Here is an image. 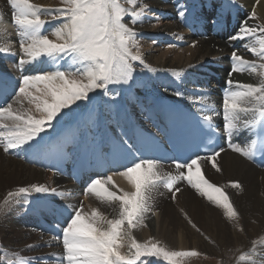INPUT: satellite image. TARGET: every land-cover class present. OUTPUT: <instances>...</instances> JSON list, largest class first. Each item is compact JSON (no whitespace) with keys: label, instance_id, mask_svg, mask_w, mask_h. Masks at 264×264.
Returning <instances> with one entry per match:
<instances>
[{"label":"bare ground","instance_id":"bare-ground-1","mask_svg":"<svg viewBox=\"0 0 264 264\" xmlns=\"http://www.w3.org/2000/svg\"><path fill=\"white\" fill-rule=\"evenodd\" d=\"M33 2L52 8L59 7L54 0H33ZM124 3L128 6L126 2ZM139 3H147L152 11L145 16L142 23L130 26L135 27L140 37L137 39L140 53L146 63L156 71L140 69L137 66L139 62H133L135 72L128 84L109 85L107 94L103 90H96L89 94L88 100L74 105L71 111L64 110L61 118L53 121V127L41 134L38 145L8 153H5L3 146L0 145V182L6 186L0 188V202L5 199L8 192H14L19 187L31 184H44L49 188L57 189L58 193H63L57 195L51 192H33L27 197L29 202L27 205L23 203V198H20L17 203L0 211V231H15L17 235L21 232L29 245H34L30 249L25 246L20 248L17 245L16 247L1 245L3 248H0V256L15 260L16 256L12 254L16 253L33 258L32 264L37 261L39 264H61L59 257L63 254V247L59 243L62 241H56L54 236L49 237L44 234L47 232L45 227L41 228L39 222L32 221L34 201H40L37 209H40V206L44 209L46 206L57 211V206H62L64 209L68 205L79 207L78 199L73 194H80L79 197L81 196L86 203L84 211L90 213L96 208L109 218L117 215L118 208L115 203L110 205L101 202L94 194L85 195L86 185H77L64 179L39 162L41 152L48 149L57 139L64 137L65 142L79 143L85 140L90 142L97 136L106 139L109 132H114L126 140L133 131L132 127L135 126L155 132V123L162 119L159 100L167 97L186 104L196 112L208 114L209 108L214 109L217 113L214 120L223 127V98L219 90L215 89L210 96L205 84L196 83V75L210 73L215 67H220V73H223L226 68L232 66L228 56H231L234 49L246 59L260 62L259 58L245 47L246 43L248 47L252 46V39L247 41H230L229 37L224 39L220 36V28L228 29L230 32L228 36L234 35L241 23L248 20L253 10L256 12V19L248 21L249 24H264V0H259L258 3L257 0H138V5ZM214 3L217 5L214 6ZM185 5L188 13L186 18H181L178 16V11ZM11 13L12 9L7 0H0V29H7L14 41L9 45L10 53H0V78L19 81L21 78L19 71L8 72L5 68L14 65L18 56L12 53L19 51V37L16 35V26ZM152 13L167 15L173 19L171 22L159 21L157 24L149 25L146 18ZM59 23L57 20H52L46 25L45 34L50 35ZM193 23H198L201 28L204 26L213 28L210 30L214 33L213 36L204 38L203 35H197L196 29L191 33L189 26ZM50 38L53 37L50 35ZM167 38L172 39L170 44L174 45L173 47L169 48V44H165ZM150 40L151 42H148ZM6 43H8L7 39L0 36V45ZM160 46H164L161 51ZM149 48L150 50L156 48L159 52L154 53L152 50L144 53ZM132 51L135 52L136 48ZM60 63L65 64V61L62 60ZM23 67L24 74H30L31 71L54 70L49 66L48 61ZM173 69L183 71L180 75H174ZM160 74L176 79V88L169 93L164 92ZM193 74L195 76H192ZM239 75L238 78L247 83H257L259 80L258 75L247 71ZM213 79L219 84L218 78L213 77ZM187 84L193 86L190 88ZM178 91L182 95L177 96L175 93ZM214 92H218V97ZM198 96L202 97L200 102L196 101ZM211 98L215 99V104L210 102ZM23 107L30 108L34 114L39 115L34 105H29L27 101L23 102ZM239 133L242 135L236 139L237 146L243 147L249 139V131L241 129L234 135H240ZM30 162L33 165H30ZM216 162L221 171L217 172L211 162L205 160L202 162V172L211 183L225 189L239 214L238 217L229 218L225 215L226 210L223 207L209 201L186 181H181L176 185L181 191L176 193L175 199L172 197V192L164 186H159L151 193L152 199L149 201L151 210L145 214L143 225L133 229L132 233L139 241L151 237L170 250H195L205 253L217 259L219 264H264V243L261 242L264 241V168H257L247 158L233 150L223 151L220 157L216 158ZM161 170L164 173L174 172L175 166L162 165ZM111 175L114 186L109 185V187L113 191L120 189L134 191L133 186L124 177L114 173ZM230 181H238L241 187L232 188ZM23 204L26 206L25 213L30 215L26 216L25 213L22 215ZM46 211L47 217L52 220L49 210ZM57 212L59 214V210ZM41 219L44 223H48L43 216ZM55 225L60 227L57 223ZM47 233L50 235L49 232ZM6 241L10 242L12 238L8 237ZM253 241H256L254 251ZM121 251L127 253V242ZM241 253H248L250 258L240 261ZM0 264L5 262L0 261ZM151 264H167V262L152 260Z\"/></svg>","mask_w":264,"mask_h":264},{"label":"snow or ice","instance_id":"snow-or-ice-1","mask_svg":"<svg viewBox=\"0 0 264 264\" xmlns=\"http://www.w3.org/2000/svg\"><path fill=\"white\" fill-rule=\"evenodd\" d=\"M259 0H257V3ZM12 9V20L19 37V51L12 53L18 56L20 65H33L48 61L54 70L35 71L23 74L19 80L18 90L11 101L7 98L0 102V145L3 151H19L39 144L41 134L53 127V121L61 118L64 110H72L80 101L88 100L89 94L96 90L109 91V85L128 84L133 79L135 65L139 62L143 68L156 71L146 63L139 51L138 32L130 26L142 23L152 10L147 3L138 0H62L61 7H48L33 0H7ZM188 8L185 5L178 11V16L186 18ZM128 22H125V20ZM256 19L253 10L248 20L241 23L238 31L229 37L230 41L253 40L251 47H245L257 60H248L234 49L229 86L223 95V131L229 139L241 129L248 130L256 139L249 137L245 146L229 144L233 151L251 160L256 151H264V24H249ZM52 20L60 23L49 34H45L46 25ZM213 23H216L213 21ZM0 36L8 43L0 45V53L11 52L10 44L14 43L7 29H0ZM182 39V37H180ZM155 43V41H153ZM174 45L169 44L171 48ZM194 46V45H193ZM136 48L133 52L132 49ZM65 64H61V61ZM174 75L183 70L173 69ZM256 74L257 83H244L232 79L233 73ZM177 96L181 92L175 93ZM202 97H196L200 102ZM34 105L36 115L30 108H24L23 102ZM20 105V107H14ZM214 109L200 119L207 124L211 132H215ZM10 121V123H6ZM223 148L214 150L210 155H196L186 162L173 160L174 172L164 173L162 162L158 159L136 157L125 166L123 171L114 173L124 177L134 191L122 189L113 191L112 175H100L90 180L84 194H94L101 202L115 203L117 215L109 218L99 209L84 211L81 202L79 207L68 205L64 211L67 216L59 228L63 254L59 257L61 264H151L152 260H163L167 264H183V258L197 256L195 250H169L160 241L149 238L139 241L132 230L144 223V217L151 210L149 201L151 193L159 186L172 192L173 199L181 189L176 187L186 181L193 189L217 206L223 207L229 218L238 217L228 193L224 188L211 183L202 172V162L210 161L217 172L221 171L216 158L220 157ZM232 188H240L238 181H230ZM58 193L57 189L44 184H31L8 192L0 202V211L10 207L23 198L27 205V197L32 193ZM191 222V221H189ZM195 227V225H193ZM127 242L128 251L121 248ZM264 243V241H261ZM256 241H253V251ZM29 249L34 245H27ZM16 259L0 256L5 264H32V259L13 253ZM248 253L239 255L240 261L249 259ZM39 264V261H37Z\"/></svg>","mask_w":264,"mask_h":264},{"label":"rangeland","instance_id":"rangeland-1","mask_svg":"<svg viewBox=\"0 0 264 264\" xmlns=\"http://www.w3.org/2000/svg\"><path fill=\"white\" fill-rule=\"evenodd\" d=\"M55 1V4H57L59 7H61V6H63L62 5V0H54ZM124 2H126V0H121V3H124ZM125 4V3H124ZM217 4L216 3H214V6H216ZM173 18H171V17H169V16H167V15H165V16H162L161 14H157V15H153V13H152V15L151 16H149V17H147L146 18V22L149 24V25H154V24H157V22H161V23H164V22H171V20H172ZM125 22H128V20L126 19L125 20ZM131 25V24H130ZM206 28H208V27H206ZM213 34L214 33H212L210 30H209V37H211V36H213ZM140 37H139V35L137 36V39H139ZM171 41H172V39L171 38H167L166 40H165V44H170L171 43ZM148 42H151V40L150 41H148ZM140 45V44H139ZM163 47L164 46H160V51L163 49ZM153 50V52L154 53H158L159 52V50L158 49H156V48H153L152 49ZM152 50H150V48L148 49V50H145V52L144 53H146L147 51H150V52H152ZM16 60H18V59H16ZM16 60H15V63H14V65L16 64ZM12 63V62H11ZM13 65V66H14ZM17 65V64H16ZM13 66H11V65H9V66H7V67H5L6 68V70L9 72V71H19V75L21 74V71H23L24 69V65H19V68H16V67H13ZM137 66H138V68L140 67V69H144L143 68V66L142 65H140V64H137ZM203 66V65H202ZM21 67H22V69H21ZM230 67H232V66H230ZM230 67H228V69L226 68H224L225 69V71H223V73H220V71H221V68L220 67H215V68H213L211 71L212 72H210V73H202V74H198V75H196V77H195V80H196V83H198V84H204V82L206 81V80H211V82L206 86V88H208L209 89V94H210V96L211 95H213V91H215V89H217V90H219V92H220V89H219V85H223L220 81H221V79H218V81H219V84L217 83L216 84V81H215V79H213V77H214V73L216 72V73H219L221 76H223L224 78H226V79H229V75H227V74H229V72L231 71V69H230ZM34 72L33 71H31L30 72V74H33ZM234 74H236V75H234ZM240 73H233V76H232V79L233 80H235V81H241V82H244V83H247V82H245V81H243V80H241L240 78H238L240 75H239ZM241 74H244V73H241ZM23 75V74H22ZM192 76H195V74H193ZM161 78H162V80H161ZM237 79V80H236ZM162 81V82H161ZM214 81V82H213ZM160 82H161V84H162V90L164 91V92H167V93H169L170 91H172V89H175L176 88V79H173V77H171V76H166V75H162V74H160ZM193 84H195V83H193ZM193 84H187V86H189L190 88H191V86H193ZM214 94L218 97V92H214ZM220 94V93H219ZM210 102L211 103H213V104H215V99H213V98H211L210 99ZM207 104H208V102H206ZM14 107H17V105H14ZM29 164V163H28ZM30 165H33V163H31L30 162ZM4 187H6V186H4L1 182H0V188H4ZM1 191V190H0ZM77 199H78V202H79V205L81 204V202L83 203V205L84 206H86L85 204V200L80 196H78L77 197ZM40 201L38 200V201H34L33 202V206H34V209H33V211H32V215H33V217H32V221H35L36 223H38L39 222V224H40V218H38V217H40V215L38 214V213H40V214H42V216H43V218L46 220V222H48L46 225H48L49 227H52L53 228V230L54 231H56V229H59V226H56L55 225V223H54V221H53V217L51 216V211H53V210H49V214H50V216L52 217V220H50L48 217H47V215H46V210H48L47 209V207L46 206H44L43 204V206L45 207L44 209H42L43 207L42 206H40V209H37V206L40 204L39 203ZM42 203V202H41ZM77 206V205H76ZM75 207V206H74ZM22 208V207H21ZM26 208V206L23 204V212H22V215H24V213H25V211L24 210H26L25 209ZM28 213V212H27ZM25 215L26 216H28V215H30L29 213H28V215L25 213ZM39 215V216H38ZM9 216H10V214H9ZM24 221H26V220H24ZM27 223V222H26ZM33 224V223H32ZM34 225V224H33ZM42 226L43 225H39V227H41L42 228ZM1 234H3V236L1 235ZM44 234H47L49 237H53L54 236V240H56L55 238L57 237L55 234H51L50 233V235L46 232V233H44ZM8 237H10V238H12V241H10V242H7L6 241V239L8 238ZM59 237V236H58ZM27 239H24L23 238V234L20 232V234H16L15 233V231H8V230H3V231H0V248L2 247L3 248V246H1V245H10V246H12V247H16V245L17 246H20V248H23V246H27V245H29V242H27L26 241ZM56 241H62V240H56ZM60 244V246L62 245V242H60L59 243ZM63 247V246H62ZM168 249V248H167ZM170 250V249H169ZM185 251H189V250H185ZM199 253V252H198ZM233 257V256H232ZM195 263V262H197L198 264H219V261L217 260V259H215V258H213V257H211V256H209V255H207V254H205V253H199V255H197V256H191V257H185V258H183V264H188V263ZM33 264H37V263H33Z\"/></svg>","mask_w":264,"mask_h":264}]
</instances>
